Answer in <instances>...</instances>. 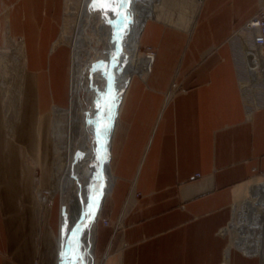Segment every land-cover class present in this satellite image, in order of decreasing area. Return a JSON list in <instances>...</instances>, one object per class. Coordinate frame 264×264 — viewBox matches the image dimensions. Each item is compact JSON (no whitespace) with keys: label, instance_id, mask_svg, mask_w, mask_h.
<instances>
[{"label":"crops","instance_id":"obj_1","mask_svg":"<svg viewBox=\"0 0 264 264\" xmlns=\"http://www.w3.org/2000/svg\"><path fill=\"white\" fill-rule=\"evenodd\" d=\"M262 2L203 0L190 32L169 26L188 38L179 78L195 71L184 81L186 91L166 111L134 106L144 88L135 77L131 80L112 140L114 181L96 228L95 255L102 264H221L226 249L228 264H260L258 255L230 246L228 235L219 232L231 219L233 203L246 194V186L262 177L253 176L264 173V107L245 111L239 90L243 87L227 42ZM60 10L61 0H0V50L9 49L0 54V77L19 76L21 102L25 83L31 85L28 104L21 107L28 116L45 118L49 101L59 100L67 82L70 53L65 45L56 47ZM156 28L146 23L140 45L157 43ZM236 37L241 40L242 34ZM244 41L247 47L245 37ZM210 50L216 53L201 60L200 53ZM256 63L251 61L249 67ZM0 175L1 189L6 190L0 199L5 203L11 180L7 173ZM124 207L128 214L122 229L113 232L102 224V220L112 224ZM8 232L10 250L30 264L32 248L16 246ZM45 241L52 245L50 236L44 235L41 258Z\"/></svg>","mask_w":264,"mask_h":264},{"label":"bare ground","instance_id":"obj_2","mask_svg":"<svg viewBox=\"0 0 264 264\" xmlns=\"http://www.w3.org/2000/svg\"><path fill=\"white\" fill-rule=\"evenodd\" d=\"M92 1H78L68 44L69 107L65 111L55 110L56 124L52 136L61 154L55 167V184L61 196L59 232L55 243L56 264H71L72 261L98 264L95 234L97 221L114 181L110 158L113 136L119 124L120 99L134 77L147 79L152 71L154 57L145 55L143 59L137 58L140 37L148 21L163 23L162 7L166 2L114 0V7H109L107 12L110 25L102 23L95 28L92 23L98 9L102 8V0L98 1L97 7H93ZM202 1L195 3L192 20L179 27L189 32L192 30ZM163 24L166 25L165 22ZM240 41L243 53L242 59L237 55V63L240 66L245 63L252 76V70L262 64L261 53L250 50L248 44L245 47L243 35ZM99 45L102 46L100 52ZM21 49L19 46V52ZM88 53H92L91 59L86 58ZM251 61L258 63L249 67ZM22 72L25 73V68ZM241 78V85L246 90L248 80ZM261 78L264 79V75ZM12 130L14 137L16 127ZM250 191L248 204L252 205L249 214L252 217L245 219V228L250 230L244 231L246 236L243 238L247 240L240 239L238 243H241L244 253L259 254L264 264V181L253 185ZM73 205L77 210L75 224H72ZM235 207L239 209L238 204ZM247 225L250 227L247 228ZM246 241L252 244L247 246Z\"/></svg>","mask_w":264,"mask_h":264},{"label":"rangeland","instance_id":"obj_3","mask_svg":"<svg viewBox=\"0 0 264 264\" xmlns=\"http://www.w3.org/2000/svg\"><path fill=\"white\" fill-rule=\"evenodd\" d=\"M78 1L61 0L60 39L56 47L65 45L68 48L72 25L78 11ZM98 1L100 0L92 1L93 7L99 6ZM101 3L102 5L100 7L102 8L98 9V13L93 21L95 23H92L95 28L102 25V23H105L107 26L110 25L107 12L109 7H114V0H102ZM195 3L198 4L197 0H166L162 7L163 23L165 22L166 26L163 23L150 21V23L156 25V29L159 31L158 41L157 43L141 42L139 51L137 52V58L143 59L145 55H153L155 62L152 67V72L147 79L141 77L135 78L143 86L144 92L138 98V101L134 103V106L149 108L153 105L156 111H166L173 99L178 94L186 91L184 81L195 71L193 69L184 78H179L180 65L188 48V38L182 31L169 26L179 27L184 25V23L187 24L193 17V12L196 10ZM51 12L52 10H49V13ZM237 33H241L245 37L250 50L255 51L256 49L251 45V34L247 31L246 25L229 37L227 41L231 48L232 59L235 63L238 83H240L241 77V79L248 80L246 82L249 83V86L245 88L246 90L239 87L244 109L245 111H253L254 109L264 107V79L261 78L264 75V61L262 60V64L252 70L253 75L256 77L248 73L249 70L245 63L241 66L237 63V55L242 59L241 55L243 53L241 41L236 37ZM97 48L100 52L102 46L99 45ZM7 50L1 49L0 54H5ZM68 51L70 53L69 49ZM21 52L23 54V46ZM215 53L216 51L213 50L203 51L199 57L201 60H205L211 58ZM91 54L88 53L86 58L91 59L93 57ZM256 55L258 54L256 53ZM25 73L24 75L27 77L29 75L27 69H25ZM258 73L260 76L257 77L256 74ZM67 74V82L60 91L59 100L56 102L53 100L49 101L50 103L45 118H41L38 115L28 116L26 115V111L25 113L24 111L21 113V109H24V103L25 108L28 104V99L32 91L30 84L25 83V90H23L24 101L21 102L20 96L22 91L20 85L16 82L19 76L2 74L0 77V173H7L11 180V188H7L9 195L6 194V202L3 203L0 199V203L3 206L1 207L0 205V264H5L2 260L10 264H26L23 258L20 259L15 256L10 250L8 241L10 239V233L8 229L11 231V237L16 238V246L23 245L26 248L27 246L30 249L32 248L30 264H42L43 261L45 264H53L54 245H56V237L59 232V206L61 205V196L57 192V185L55 184V167L56 160L61 159V154L56 148L52 132L56 124L55 110L60 109L65 111L69 107V71ZM154 97L157 98L154 99ZM164 100L165 102L167 100L168 103L163 107ZM120 103H122V98L120 99ZM41 126H44L42 134L39 130ZM13 127H16L14 137H12ZM10 147L11 150L7 153ZM253 177L258 178L251 181ZM253 177L248 180V182H251L246 186V194L233 203L232 216L227 226L219 232L220 235L227 234L230 239V246L237 247L240 251H242V246L238 242L246 236L244 231L250 230L245 228V219L252 217L249 215L252 205L248 204L250 190L256 183L264 181V173H258ZM1 185L0 183V195L6 192L4 188L1 189ZM39 199H44V201L40 202ZM260 199L263 200V197ZM236 204L239 205V209L238 207H234ZM72 209V224H75V213L77 215V210L74 205ZM127 214V207H124L119 212L116 220L110 224L113 232L123 228V220ZM246 227L248 228L250 226L247 225ZM241 232L243 233L240 234ZM44 235L50 236L52 245L48 241H45L41 258ZM244 239L247 240L246 237ZM246 244L248 246L252 243L246 241ZM22 254L26 256L28 252L26 251ZM256 255L260 257L257 258L261 264V256L259 254ZM228 256L229 249H226L222 258L223 262H227L226 264H228ZM56 259L54 257L55 262ZM95 260L97 259L95 258L94 262ZM97 261L98 264H102L103 262L99 259ZM222 261L221 264H225Z\"/></svg>","mask_w":264,"mask_h":264},{"label":"built area","instance_id":"obj_4","mask_svg":"<svg viewBox=\"0 0 264 264\" xmlns=\"http://www.w3.org/2000/svg\"><path fill=\"white\" fill-rule=\"evenodd\" d=\"M247 31L251 34V45L261 53L264 61V3L259 7L257 13L246 24ZM151 58L153 55H150ZM197 175L195 178H198ZM105 227H110L107 220H102ZM262 264V263H261Z\"/></svg>","mask_w":264,"mask_h":264},{"label":"snow or ice","instance_id":"obj_5","mask_svg":"<svg viewBox=\"0 0 264 264\" xmlns=\"http://www.w3.org/2000/svg\"><path fill=\"white\" fill-rule=\"evenodd\" d=\"M71 264H77V261H72Z\"/></svg>","mask_w":264,"mask_h":264}]
</instances>
